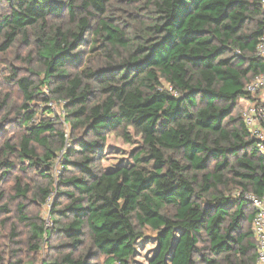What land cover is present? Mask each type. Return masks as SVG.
<instances>
[{"label":"trees","instance_id":"trees-1","mask_svg":"<svg viewBox=\"0 0 264 264\" xmlns=\"http://www.w3.org/2000/svg\"><path fill=\"white\" fill-rule=\"evenodd\" d=\"M263 36L262 0H0V51L24 47L43 71L7 77L23 103L0 121L1 225L15 220L0 264L55 238L43 264H135L150 242L148 264H257L246 196L264 194V156L241 100L264 73ZM55 100L64 120L39 109ZM53 195L49 231L28 205Z\"/></svg>","mask_w":264,"mask_h":264},{"label":"rangeland","instance_id":"rangeland-1","mask_svg":"<svg viewBox=\"0 0 264 264\" xmlns=\"http://www.w3.org/2000/svg\"><path fill=\"white\" fill-rule=\"evenodd\" d=\"M0 41H1V39H0ZM13 71H16V72L18 71V74L20 77H29L34 81L39 80L41 77H39L38 74L42 75V72H43L38 61L33 60V59L29 60V50L24 48V47H21L19 49L15 48V49L9 51L8 53H2L0 51V105H1V102L3 101V99L6 97V95H10V99L8 102L9 108L8 109L0 108V121H1L2 117L6 116V115H10L11 118L16 117L17 112H18L17 110L19 109V107L23 103L22 94L19 92V90L16 88V86H14V83L9 81L7 78V77H10L12 75ZM31 72H35V75H32ZM44 91L46 93H48V91L46 89H44ZM50 105L39 106V109L41 111L43 108L47 107L49 110L52 111L51 119H54L55 116H58V118L64 120L63 119V117H64V114H63L64 104L61 103L60 101L55 100ZM47 117H48V114L46 113V111H43V113L40 112L36 118L37 119H45ZM8 127H9L8 137H10L11 135H13L14 133H16L18 131L17 125H14L13 123L9 124ZM64 127L66 130V133L68 134L67 137L69 138L70 137L69 135L71 133V127L69 125H64ZM109 145L114 147V149H115L114 151L117 153L118 156H126L132 150L131 146L125 145L121 140H117L115 138H111L109 140ZM62 159H63V152L59 155V158H58L56 165H55V168L53 170L54 180H58V178L61 175V172L63 169V160ZM29 178H32L33 182ZM27 181H30L34 186H36V183L41 181V178L40 177L38 178V176H36V175H34V173H32V174H29L27 176ZM11 185H12V182H10L9 184H7L4 187L6 189H10ZM230 192H232L233 195H238L240 193L239 191H236V190H231ZM54 199L55 198L53 195L51 200L46 204H42V205L30 204V205H28L29 214L30 215H38L39 214L40 218L45 222V224L49 221L53 222L52 216H51V211L54 207V205H53ZM3 219L4 218L0 219V245H4V244L7 245V247H5L3 249L4 250L3 256L6 259V261H10L11 260V258H10L11 248L8 247L9 246L8 239H9V235H10L11 230H12V225L15 223V220L10 221L8 226L6 228H4L1 225V222ZM12 219H14V218H12ZM51 229L52 228H49V231ZM19 231H20V233H22L21 241H24L25 235H26V230L23 227H21L19 229ZM56 239L57 238H55L50 243L49 242L44 243L42 251L38 254H33L29 258H26L24 264H43V262L47 263L55 255V252H53L51 250V246L57 245L58 242H56ZM22 249H27V247L24 246ZM156 250H157V245L154 242L143 243L138 249V256L135 260V264H148L149 260L152 259V257L154 256ZM104 261H105V258H101L99 260V262H96V263L104 264Z\"/></svg>","mask_w":264,"mask_h":264},{"label":"built area","instance_id":"built-area-1","mask_svg":"<svg viewBox=\"0 0 264 264\" xmlns=\"http://www.w3.org/2000/svg\"><path fill=\"white\" fill-rule=\"evenodd\" d=\"M262 6L264 8V0H262ZM257 52L259 57L264 59V36L260 39ZM246 93L248 97L241 100L243 120L251 138L256 142L260 154L264 156V73L252 79L246 87ZM60 102L64 104L63 114L65 116L66 103ZM52 103L50 102L48 105ZM246 198L256 210L253 230L257 239V264H264V194L261 197L248 194ZM53 225L52 221L45 224L47 229L52 228Z\"/></svg>","mask_w":264,"mask_h":264}]
</instances>
